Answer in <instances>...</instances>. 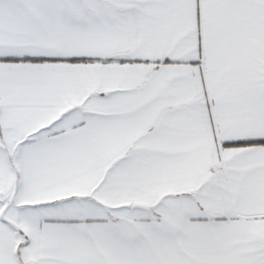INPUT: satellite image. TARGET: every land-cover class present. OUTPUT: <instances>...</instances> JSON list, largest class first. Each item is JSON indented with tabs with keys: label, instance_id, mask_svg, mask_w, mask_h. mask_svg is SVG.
<instances>
[{
	"label": "snow or ice",
	"instance_id": "6c2138e0",
	"mask_svg": "<svg viewBox=\"0 0 264 264\" xmlns=\"http://www.w3.org/2000/svg\"><path fill=\"white\" fill-rule=\"evenodd\" d=\"M0 264H264V0H0Z\"/></svg>",
	"mask_w": 264,
	"mask_h": 264
}]
</instances>
